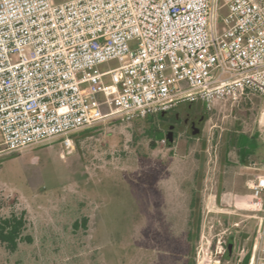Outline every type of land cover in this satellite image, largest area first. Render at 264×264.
Masks as SVG:
<instances>
[{"label":"built area","instance_id":"built-area-1","mask_svg":"<svg viewBox=\"0 0 264 264\" xmlns=\"http://www.w3.org/2000/svg\"><path fill=\"white\" fill-rule=\"evenodd\" d=\"M248 93L264 98V0H0V159ZM246 185L234 207L258 215L249 264H264V174Z\"/></svg>","mask_w":264,"mask_h":264},{"label":"rangeland","instance_id":"rangeland-1","mask_svg":"<svg viewBox=\"0 0 264 264\" xmlns=\"http://www.w3.org/2000/svg\"><path fill=\"white\" fill-rule=\"evenodd\" d=\"M206 112L201 134L182 128L155 149L144 120L110 119L70 134V154L58 138L3 156L0 217L25 212L24 234L32 242L14 254L0 248V264H167L161 246L183 233L198 172L202 224L195 264H249L258 215L236 210L234 202L248 198L247 182L264 174V98L248 93ZM160 127L166 133L163 120ZM234 134L257 140L246 163L236 149L226 151ZM83 218L86 227L75 229ZM230 243V255L220 257V246L227 252ZM171 264L185 259L174 255Z\"/></svg>","mask_w":264,"mask_h":264},{"label":"trees","instance_id":"trees-1","mask_svg":"<svg viewBox=\"0 0 264 264\" xmlns=\"http://www.w3.org/2000/svg\"><path fill=\"white\" fill-rule=\"evenodd\" d=\"M52 2L57 3L56 0ZM148 124V128L144 134L146 138L150 140L149 146L151 149L157 147L156 142L165 139L166 143H169V136L161 130V114L147 117L142 119ZM136 121V120H135ZM72 135L71 137H74ZM172 140V138H171ZM169 145V144H168ZM236 149V153L241 160L245 161L251 155H254L257 151L258 143L255 138H246L242 134H234L228 139V148ZM199 172L195 175L194 187L190 191V201L188 204L187 217L184 224V231L180 236L174 238L170 234V239L166 241L161 249H164L168 254L167 264H171L174 255L180 254L185 259V264H195V252L196 246L200 240L201 224H202V203H201V187ZM87 219L83 218L81 222L75 221L73 226L78 229L80 226L86 227ZM27 226V220L25 218V212L19 214L12 213L7 217H0V248L8 254H14L18 251L21 243L30 244L32 242L31 237L24 234ZM233 244L230 243L227 247L226 257L232 252ZM181 251V252H180ZM180 252V253H179ZM249 256L246 259L248 262Z\"/></svg>","mask_w":264,"mask_h":264},{"label":"flooded vegetation","instance_id":"flooded-vegetation-1","mask_svg":"<svg viewBox=\"0 0 264 264\" xmlns=\"http://www.w3.org/2000/svg\"><path fill=\"white\" fill-rule=\"evenodd\" d=\"M206 116L207 112L202 104L192 103L163 113L161 118L167 124L165 132L170 137L182 128L192 135L201 134Z\"/></svg>","mask_w":264,"mask_h":264},{"label":"water","instance_id":"water-1","mask_svg":"<svg viewBox=\"0 0 264 264\" xmlns=\"http://www.w3.org/2000/svg\"><path fill=\"white\" fill-rule=\"evenodd\" d=\"M162 114H163V113H161V115H162ZM171 141H172V140H171V137H169V143H168V144H170V143H171Z\"/></svg>","mask_w":264,"mask_h":264}]
</instances>
